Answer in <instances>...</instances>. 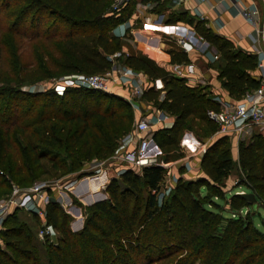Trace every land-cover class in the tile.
Masks as SVG:
<instances>
[{
    "label": "trees",
    "instance_id": "16d2710c",
    "mask_svg": "<svg viewBox=\"0 0 264 264\" xmlns=\"http://www.w3.org/2000/svg\"><path fill=\"white\" fill-rule=\"evenodd\" d=\"M0 1L4 9L10 5L17 9V23L31 18L39 27L43 13L47 12L57 24L65 26L66 31L59 35L63 51L54 64L63 75L103 73L122 57L123 66L144 73L151 81L161 79V90L146 87L142 97L174 119L170 127L153 130V140L164 153L165 160L180 156L177 152L180 134L186 129L193 130L195 121H198L195 125L197 134L202 137L214 135L217 126L206 115L207 110L219 107L212 92L205 87L190 86L184 78L168 74L138 49L125 55L120 38L108 35V31L110 25L119 24L128 15H122L121 10L111 13L108 7L112 0H15L12 4V0ZM141 1L154 2V12H162L168 0ZM167 21L189 23L196 36L212 47L213 55L217 56L213 64L218 78L230 96L239 99L259 86L260 79L251 75L257 66L255 55L237 49L232 42L212 32L204 21L189 18L184 11L170 14ZM57 24L53 28L55 32L59 28ZM116 52H120L121 57L113 56ZM166 52L172 65L189 62L186 52L179 48L172 47ZM80 90L99 92L74 86L66 87L61 95L55 92L41 94L45 95L43 111L33 122L15 125L8 122L6 113H1L0 190L11 191L6 184L5 172L16 185L31 186L42 158L47 159L52 168L68 173L79 169L86 159L103 158L115 152L117 138L128 132L132 125L133 113L117 109L114 100H109L104 111L101 110L103 101L86 100L84 110L80 111L73 97ZM161 93L163 98L159 100ZM107 97L117 99L114 95ZM121 104L128 106L125 102ZM227 138L218 136L202 156L200 165L208 179L178 180L168 205L161 206L163 211L156 205V191L164 169L156 164L143 167L141 171L127 168L120 176L111 178L105 188L109 197L87 208L84 225L77 232L69 230L67 215L59 213L60 203L50 201L45 206L46 219L59 236L55 243L40 242L47 247L46 264H151V245L158 241V230L160 227L165 230L172 222V217L160 220L156 215L158 212L168 215L171 210L185 226V236L179 241L187 249L177 264H193L196 260L201 264H234L236 261L237 264H264V231L254 223L253 214L257 211L252 210L253 204L234 193L228 202L231 216L218 217L205 207L206 204H217L206 195L196 194L204 187L210 190L211 197L222 198L219 182L233 167L224 145ZM251 138L240 149V160L246 171L242 184L246 190L242 192L254 193V205L264 209V137L254 134ZM9 192L3 191V197ZM20 211L10 213L0 230V242L6 247L5 250L0 247V264H43L32 240L37 239L36 232L19 221L16 214ZM30 217L38 226V217L33 214ZM139 227L144 230L135 233ZM136 256L143 261H138Z\"/></svg>",
    "mask_w": 264,
    "mask_h": 264
},
{
    "label": "rangeland",
    "instance_id": "374dc122",
    "mask_svg": "<svg viewBox=\"0 0 264 264\" xmlns=\"http://www.w3.org/2000/svg\"><path fill=\"white\" fill-rule=\"evenodd\" d=\"M13 1L15 0H12L10 3L12 4ZM140 5L141 2L139 0H128L124 7H122L121 14L128 15L127 18H129L131 14L134 16ZM2 6L3 4L0 1V115L1 113H6V119H9L8 122H14L15 125L33 122L43 111L42 103L45 95L41 94L55 92L56 94L61 95L59 92L55 91V85L65 75L59 72L54 64L57 62L58 56L63 51L62 40L59 35L66 31V28L61 23L57 24L56 20L48 15L47 12L43 13L39 27L35 26L31 18L26 19L24 22L17 23V15L15 16L17 9L13 8L12 5H10L8 9H4ZM108 8L111 10V5ZM12 9H15L14 14L10 15ZM138 17L137 13V17L134 18L135 21H133L132 25L134 29L143 28ZM56 24L59 27L57 32L53 29ZM117 26L118 24L110 25L108 35H114L112 30ZM117 37L120 38V41L123 43L122 51L125 55L128 52L135 51L136 42H134V35L132 33L123 35L118 34ZM164 40L168 41V39ZM174 45L181 49L177 42L174 43ZM209 51L210 49H206V51L199 50L202 54ZM211 53L214 54V51L211 50ZM119 59L120 60L117 62L115 61L117 67L123 66L121 63L123 58L121 57ZM153 61L155 62V60ZM116 81L115 85L111 87L112 92L97 90L99 92L90 93L80 90V92L73 96L75 103H77V109L80 111L84 110L86 100L97 102L103 101L104 103L101 106L102 111L107 110L109 100H114L117 109L123 113H133L134 118L132 125L128 132L117 138L115 152L103 158L92 157L88 160L86 159L83 161L84 163L79 169L68 173H63L60 169L52 168L47 159L42 158L39 162L40 166L34 172L33 180L35 182L47 181L61 184L74 178H81L82 176L90 175L96 164L103 163V174L96 177L82 179L73 187V191L80 197L74 198L72 195L71 206H66L65 210L60 204L62 209L58 211L60 214L63 213L67 215V225L71 232H77L82 229L88 213L87 208L89 206L96 203L98 199H102L101 201H103L109 197L107 193H105V190L100 189L101 185H107L110 181L113 168L119 167L122 164L128 165L127 159L121 161L119 159L121 156L125 157V153L133 147L127 145L124 141V137L133 129L138 118L148 116L155 108V104L144 100L142 95L135 96L130 94L128 87L131 83L127 82L124 84V81H119V79ZM198 86L205 87L207 91H209L208 86L204 84H199ZM109 95H114L117 99H109L110 97H107ZM118 99L121 101H118ZM214 100L217 102L218 106H220L216 96H214ZM122 102L128 103V106L122 105ZM46 113L49 114L48 112ZM196 123H198V121H195L193 130L186 129L181 132L179 147L177 150V152L180 153L179 157L165 160L164 153H162L155 158L157 162L162 164L164 169L163 178L160 181L158 191H156V205L161 211H163L161 207L163 204L168 205L169 198L174 194L178 180H197L202 177L208 179L203 172L200 163L205 150L212 145L218 137L212 134L204 137L200 136L195 132ZM34 127H36V125ZM184 133H190L194 137L198 143V150L191 149L188 146L181 144ZM254 134H258V129L256 127H251L248 134L238 137L231 136L225 140L224 145L228 148L229 155L233 161V167L230 173L219 182L223 194L222 198L216 196L211 197L210 190L205 189L204 187L199 188L196 191L197 195L201 197L206 195L208 199H212L211 201L217 204L215 205L216 207L214 204H206L205 207L214 211L218 217L231 216L230 206L228 204L229 197L236 192L246 190L242 186L246 179V171L240 160V149L245 147L252 140L251 137ZM187 167H189V169H187ZM168 170L170 171V174H167ZM36 175L38 176L35 177ZM4 176L5 179L8 180L5 181L9 187L16 183L13 179L9 180V175L6 172ZM99 189L102 190V193ZM83 190H86L87 192L84 193V195L80 193ZM3 191L8 193L9 189L0 190V199L4 198V195L2 194ZM160 192L163 193L161 199L157 197ZM54 194L56 193H53L52 195ZM61 199L63 201L62 203L66 205L67 200L65 201L64 195ZM74 200L76 202H74ZM131 204L132 201L130 200V205ZM143 204H145L144 201ZM252 210L258 212L253 214L254 223L260 230L264 231V209L253 204ZM142 211L143 209H141V212ZM16 215L19 221L25 222L30 228H33L34 232L37 231V226L35 225L36 222L31 219L29 213L20 211ZM168 215L161 214V212H158L156 215V219L160 220L172 217V222L171 224L169 223L168 228L165 230L161 227L158 230V241L151 245L153 249V259L151 260V264H177L183 259V255L187 249L179 241L180 238L185 236V226L180 222L177 215L172 213V210L169 211ZM249 216L251 215L249 214L248 217ZM172 224H175V227H172ZM143 230L144 228L139 227L138 229H135V233ZM58 236L59 233L57 231V237ZM32 240L38 247L39 256L43 264H46L48 259L46 256L47 247L41 244V241L38 239L35 240L32 238ZM55 242L56 238L52 243ZM0 247L3 250L6 249L5 245L1 242ZM132 257L134 258V255ZM139 259L141 260V257H137L138 261H140ZM193 264H201V261L196 260ZM234 264H237V261Z\"/></svg>",
    "mask_w": 264,
    "mask_h": 264
},
{
    "label": "built area",
    "instance_id": "2783aa9c",
    "mask_svg": "<svg viewBox=\"0 0 264 264\" xmlns=\"http://www.w3.org/2000/svg\"><path fill=\"white\" fill-rule=\"evenodd\" d=\"M127 1L112 0L111 13H118ZM238 13L252 25L258 37L264 39V18H260V12L256 4L249 3L241 6L238 9ZM160 21L161 15L158 16L157 22ZM120 34H124V29H122ZM176 42L184 52H188L191 49L185 37H178ZM120 54V52H116L113 56H120ZM212 58L217 59V56L213 55ZM256 58V67L261 72H264V53L261 51L256 53ZM117 79L119 81L123 80L124 84L127 82L131 83L128 88L130 94L135 96H141L146 87H152L154 90H161L163 88V82L159 78L151 81L142 72L134 71L126 66L117 67L113 65L103 73L65 75L55 85V91L62 94L66 87L85 86L93 90L112 92L111 87L115 85ZM217 100L220 105L218 109H209L206 112L207 118L217 126L214 136H244L249 133L251 127H256L258 134L264 137V85L261 82L258 87L247 91L239 99L225 101L218 97ZM170 118L171 115L163 110H158L151 116L138 118L133 129L124 137L127 145L133 147L125 153V157L121 156L119 159H127L128 165L122 164L119 167L113 168V173H111L112 178L120 176L127 168L141 171L143 167L154 164L162 166V164L155 160V155L150 154L148 150L150 144L153 143L155 149L159 152L160 148L153 140V130L157 126L163 127ZM198 148V143L195 140L193 149L198 150ZM103 171V163H98L90 175L74 178L61 184L47 181H37L29 187H20L12 184L9 194L0 199V230L6 217L18 209L38 217L39 224L37 226L36 237L39 241L53 242L57 238V231L47 222L45 210V206L50 202L51 197H54L66 210V206H71L72 195L74 198L80 197L73 191V187L82 179L99 176L103 174ZM167 174H170L169 170ZM105 188L106 184H102L100 189L105 190ZM100 189L99 191L101 192L102 190ZM53 193L56 194L52 195ZM80 193L84 195L87 192L83 190ZM63 195L65 201L67 200L66 205L62 203L61 198H63ZM162 196L163 193L160 192L157 197L161 199Z\"/></svg>",
    "mask_w": 264,
    "mask_h": 264
},
{
    "label": "crops",
    "instance_id": "0c3cea01",
    "mask_svg": "<svg viewBox=\"0 0 264 264\" xmlns=\"http://www.w3.org/2000/svg\"><path fill=\"white\" fill-rule=\"evenodd\" d=\"M139 1L141 5L137 13L143 28L134 29L132 27L133 21H135L134 18L137 17L136 13L134 16L131 14L129 18L124 19L117 27H114L113 34L117 36L122 29H124V34L132 33L134 42H136L135 49L155 60L158 66L168 74L184 78L190 86L204 84L217 98L219 97L225 101L236 100L221 85L218 71L213 64L215 61L212 58V47L196 36L193 27L189 23L185 21L169 23L167 19L170 14L184 11L187 17L204 21L212 32L232 42L237 49L256 56V53L260 51L264 53V39L258 37L252 25L238 13V9L249 3H255L259 9L260 18H264V0H168L167 6L162 12H154V2ZM159 15H161V21L157 22ZM178 37H185L191 46V49L186 52L189 62L172 65L169 63L170 56L166 50L172 47L177 48L174 43H176ZM164 39H168V41ZM206 49H210V51L203 52L204 54L199 52V50L206 51ZM251 75L260 79V82L264 85V72L256 67ZM162 98L163 93H161L159 100ZM158 110L160 109L155 107L148 116L153 115ZM173 122L174 119L171 116L163 127H170ZM156 128H159V126L154 129ZM194 142L195 139L190 133H184L181 144L193 149ZM148 151L155 157L162 154L160 149L159 152L155 149L153 143L150 144Z\"/></svg>",
    "mask_w": 264,
    "mask_h": 264
},
{
    "label": "water",
    "instance_id": "95a60500",
    "mask_svg": "<svg viewBox=\"0 0 264 264\" xmlns=\"http://www.w3.org/2000/svg\"><path fill=\"white\" fill-rule=\"evenodd\" d=\"M239 194L242 195L247 200V202L249 204H255L256 203V197H255L254 193H252V192H250V193L241 192ZM101 200L102 199H98L96 202L101 201ZM50 201L55 202L56 200L54 197H51Z\"/></svg>",
    "mask_w": 264,
    "mask_h": 264
}]
</instances>
